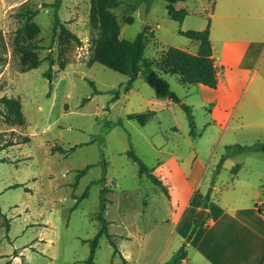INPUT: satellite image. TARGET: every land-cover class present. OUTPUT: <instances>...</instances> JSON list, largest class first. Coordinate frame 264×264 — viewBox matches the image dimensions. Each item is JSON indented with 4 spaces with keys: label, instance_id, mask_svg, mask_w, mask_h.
<instances>
[{
    "label": "rangeland",
    "instance_id": "374dc122",
    "mask_svg": "<svg viewBox=\"0 0 264 264\" xmlns=\"http://www.w3.org/2000/svg\"><path fill=\"white\" fill-rule=\"evenodd\" d=\"M53 1L0 0V97L19 99L24 119L14 124L0 114V257H6L0 264H85L89 242L101 225V198L106 199L104 216L112 236L98 238L90 264H126L123 249L130 251L128 264H156L170 240L165 262L169 261L184 246L180 234L173 236L170 214L188 199L193 198L194 205L208 202L210 195L216 202L226 198L233 192L226 185L236 164L241 167L234 190L242 184L256 190L264 185V174L257 177L264 151L238 152L219 163L228 145L264 143V98H258L255 107L248 104L228 112L216 125L196 87L180 85L175 74L163 77L180 103L150 102V97H157L142 72L126 92V76L100 63H87L97 32L89 21L91 0H62L58 9L80 43L60 30L53 35V8L43 6ZM180 6L204 14L206 0L174 5ZM111 12L120 38L133 39L146 29L145 39L153 43L145 46L146 59L166 45H184L187 39L178 29L197 30L195 22L203 20L194 12L178 24L169 17L166 0H120ZM34 60L40 64L24 71ZM48 68L51 80L43 75ZM117 89L120 95L112 100L111 90ZM181 103L191 108L194 135ZM0 109L6 111L1 103ZM132 112L146 114L145 121L127 119ZM54 146L63 151H52ZM129 150L155 168L180 204H172L159 185L138 173ZM196 156L207 170L193 195L187 192L186 168ZM211 182L214 190L207 186ZM185 227L183 223L177 231ZM128 229L139 231L137 242L123 238Z\"/></svg>",
    "mask_w": 264,
    "mask_h": 264
},
{
    "label": "crops",
    "instance_id": "0c3cea01",
    "mask_svg": "<svg viewBox=\"0 0 264 264\" xmlns=\"http://www.w3.org/2000/svg\"><path fill=\"white\" fill-rule=\"evenodd\" d=\"M183 2H176L173 7L175 4ZM181 8L183 7H174V9ZM186 11L187 15L181 22L169 17L178 24H182L186 17L195 12L198 17L203 19L201 22H195L197 30L204 29L208 24L209 40L218 81L217 85L211 88L203 84H182L177 75L176 77L180 85L196 87L202 104L208 105L210 108L212 122L218 125L224 121L228 112L234 113L238 108L242 106L245 108L248 104L255 107L259 104L258 98H264V0H206L204 14L192 10ZM157 27L158 25H156ZM179 30L187 29H178V34ZM186 39L184 45H166V47L174 46L195 54L198 42ZM161 43H163L162 40ZM148 44L152 46L153 43L146 40V45ZM166 47H162L153 58H156ZM252 85L253 88L250 89ZM248 91L250 93L244 102ZM149 101H163L170 105L173 103L167 97H150ZM231 156L233 155L228 157ZM240 167L239 164H236L231 170V177L226 186L233 192L226 198L218 197L216 202L210 195L204 208L202 207L203 201L193 205L192 198L188 199L177 213L171 215V211L168 212L171 216L170 221L175 226L173 236L181 235L179 243L182 242L185 249V256L179 264H264V185L256 190L255 187L253 189L246 188L243 187L246 184H242L241 188L234 190L238 185L237 173ZM151 168H153L155 176L159 177L155 173V168ZM186 170V180L190 185L187 192L194 195L197 188L195 186L202 182L207 165L196 156L194 164ZM257 171L259 172L257 177L262 176L264 165ZM145 177L149 181L146 175ZM163 183L166 187V183L164 181ZM248 184L249 182H247ZM207 186L209 190L215 189L214 182ZM173 191L167 188L166 194L172 204H180L178 196H174ZM200 209H203L202 214L198 217L200 225L190 239H187L197 217V211ZM171 210L175 211L174 206ZM105 212L107 213V207ZM183 223L186 224L185 230L179 233L177 227ZM139 236L138 230L128 229L123 238L128 243H135L136 239H140ZM169 245L170 240L156 259V264L165 262ZM24 249L25 247L19 252L23 253ZM123 250L121 255L128 264L130 251ZM174 253L170 255L169 260ZM2 254L0 253V255ZM13 258L17 259V254H14ZM4 259L6 257H0V262Z\"/></svg>",
    "mask_w": 264,
    "mask_h": 264
},
{
    "label": "trees",
    "instance_id": "16d2710c",
    "mask_svg": "<svg viewBox=\"0 0 264 264\" xmlns=\"http://www.w3.org/2000/svg\"><path fill=\"white\" fill-rule=\"evenodd\" d=\"M61 1L62 0H54L51 3L43 4V6L53 8V35H55L57 30H60L71 39L80 43V40L76 34L71 32L59 17L58 9L61 5ZM179 1L183 2L186 0H166L168 15L173 20L181 22L187 15V11L184 8L174 9L173 4ZM119 3L120 0H91L89 21L91 26L95 28L97 32L91 38V53L87 61L88 64L97 62L126 76L127 80L124 86L125 91L130 88V86L138 77L139 73L142 72L144 81L151 88H153L157 98L167 97L175 103H180V99L175 93L171 91L167 80L163 77L164 74L177 75L180 83L182 84H203L211 88H214L217 85V69L212 56L208 24L202 30H179V34L198 42V49L195 54L190 53L185 49L168 46L162 50V52L156 58L146 59L144 58L146 46V29H143L137 33L133 39H124L119 37V23L116 16L111 12V10L116 8ZM32 14H34V12H32ZM131 20V17H127L125 22L130 23ZM49 62L50 65L53 64L52 59H50ZM39 64L40 60H34L27 65L24 71L37 67ZM43 75L51 80L52 75L50 68H48L43 73ZM111 92L112 100L117 99L119 90H111ZM0 103L6 109V111L0 109V114L4 115V118L7 122L14 124L23 123L24 119L21 113V104L19 99L2 96L0 97ZM181 105L186 112L188 125L190 127V134L194 135V119L191 108L184 103H181ZM145 116L146 114L143 113H132L128 114L127 118L137 119L140 123H143L146 118ZM55 150L63 151L61 147L57 146L52 148V151ZM249 150L264 151V143L252 145H228L226 146L225 153L220 157L219 163L221 164L223 160L230 155ZM128 155L134 162L137 163L139 174H146V176L154 184L159 185L163 191L167 193V188L165 187L163 181L159 177L155 176L153 173V168L147 166L133 150H129ZM88 167L89 166L82 168L76 175V179L82 176ZM102 192H106L105 189H102ZM205 198L208 199V194L205 196ZM105 200V198H101L100 201L98 217L100 219L101 225L95 236L89 242V256L86 259L85 264H90L92 262L95 248L98 243V238L105 236L108 240H110L112 236L108 232V222L104 216L106 209ZM206 205L207 202L204 201L202 207L204 208ZM198 221V217H196L187 239H190L196 228L200 225ZM184 256L185 249L184 246H182L175 252L169 261H166L162 264H179ZM5 264L9 263L5 262Z\"/></svg>",
    "mask_w": 264,
    "mask_h": 264
},
{
    "label": "water",
    "instance_id": "95a60500",
    "mask_svg": "<svg viewBox=\"0 0 264 264\" xmlns=\"http://www.w3.org/2000/svg\"><path fill=\"white\" fill-rule=\"evenodd\" d=\"M144 7H145V2H142L141 5H140V7H139V13H140V16L141 17L143 15Z\"/></svg>",
    "mask_w": 264,
    "mask_h": 264
}]
</instances>
